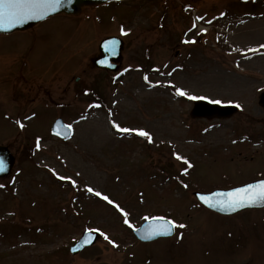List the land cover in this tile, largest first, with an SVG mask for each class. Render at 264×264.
Wrapping results in <instances>:
<instances>
[{"label": "rangeland", "instance_id": "rangeland-1", "mask_svg": "<svg viewBox=\"0 0 264 264\" xmlns=\"http://www.w3.org/2000/svg\"><path fill=\"white\" fill-rule=\"evenodd\" d=\"M108 36L124 43L116 73L93 62ZM260 45L264 0H120L0 35V145L16 159L0 179V264H264V209L220 217L193 195L264 178ZM170 84L241 107L195 118L193 100ZM56 117L72 126L69 139L50 134ZM110 121L148 131L153 143ZM174 152L192 164L187 175ZM88 186L135 228L145 216L187 227L142 243ZM88 229L118 247L97 232L70 253Z\"/></svg>", "mask_w": 264, "mask_h": 264}, {"label": "snow or ice", "instance_id": "snow-or-ice-1", "mask_svg": "<svg viewBox=\"0 0 264 264\" xmlns=\"http://www.w3.org/2000/svg\"><path fill=\"white\" fill-rule=\"evenodd\" d=\"M70 2V0H69ZM63 0H0V30L8 31L13 27H16L19 24L26 23L28 20H42L46 18V16L50 12H55L59 9ZM197 19H202L198 17ZM211 23V21H209ZM193 28H196V25L193 24ZM122 34H127L124 32L123 28L121 29ZM185 43H196L194 39L185 40ZM118 42L115 40L105 42V50L107 51L109 47H111V51L115 52V47ZM260 48H264V45H260ZM248 51L255 52L258 49H249ZM100 63H105V61H101ZM127 71V69H126ZM154 71L159 72V69H154ZM171 75V72L168 73ZM145 81L148 82V77H144ZM155 86H163V85H152ZM168 87H172L175 89V95L186 97L189 100L196 99H207L203 96H193L190 95L185 90L176 87V85H167ZM210 103L221 104V100H210ZM237 108L241 107L239 104L235 105ZM93 107H101V105L96 104ZM111 115V114H110ZM112 127L121 134H132L145 138L149 143H153L152 135L144 130V129H130L127 127H122L119 123L115 121H110ZM21 127L24 125L21 124ZM59 127H63L65 129L70 130L71 125H59ZM57 135H60L57 132ZM64 138H67V132H65ZM36 147L39 149L40 141L37 140ZM173 156L177 161L182 162L184 165H187V168L183 170L181 175L188 174V168L192 167V164L188 161L186 157L181 156L178 153H173ZM6 170L5 161L0 159V172ZM52 171L53 176H55L59 180H68L74 188L77 187V182L75 179L71 177H65L59 175L54 169H50ZM77 176L80 175L79 172L76 173ZM5 187L4 185H0V188ZM184 188H188V184H183ZM85 191L95 197L100 198L105 201L108 205H111L116 209L123 217V223L127 225L129 228L133 229L135 232H139V229L135 228V226L129 220V212L126 211L120 204L116 203L112 200L108 195L102 193L101 191L96 190L95 188L88 186L85 188ZM198 199L205 204L207 207L212 209H218L220 211H230L235 212L239 209L245 207L255 206L259 203H264V180H261L259 183L248 184L245 187H238L230 192H213L209 195H199ZM145 221H150L149 227L145 229V234L141 236L143 240H153L156 237H170L174 234L177 228L184 229L187 226L182 223H177L173 219H169L165 216H155L148 217L145 216L143 218ZM93 232H98L101 236H103L104 240H106L113 247H118V245L109 238V236L103 233L100 229H88L86 231V239L84 242L91 243L90 237ZM182 238V237H181ZM76 248H73V251H76Z\"/></svg>", "mask_w": 264, "mask_h": 264}, {"label": "water", "instance_id": "water-1", "mask_svg": "<svg viewBox=\"0 0 264 264\" xmlns=\"http://www.w3.org/2000/svg\"><path fill=\"white\" fill-rule=\"evenodd\" d=\"M109 1H112V0H70V2H69V0H63V3L59 7V9L57 11H55V12H50L46 17L51 16V15H55V14H60V13L78 15L81 12V10H82V8L84 6H96V5L103 4V3H106V2H109ZM40 21L41 20H28L26 23L19 24L16 27H13V28H11L8 31L0 30V33H10V32L16 31V30H26V29L34 26L35 24H37ZM112 40L117 41L116 38H108V39L104 40V42H102L101 46L104 45L105 42L112 41ZM117 56H118V52H117V55L115 54L113 57L111 56L109 59H112V60L113 59H117L118 58ZM109 59L105 57L102 60L97 61L96 64L101 66V67H106L107 66L106 64H108ZM101 61H105V63H100ZM259 102H260V104H262L264 106V93L261 94ZM205 105H206L205 102H199V104L197 106H195V109L192 111V115L193 116H207V117H211V115L215 114V112H216V114H218V116H220V115L221 116H228L229 114L224 112V111L230 110V109L233 110V108H230V107L218 108V107H215V106H211V108H210L209 106H205ZM203 106H205V107H203ZM210 109H214V110L209 111ZM0 159H3L5 161V167H6L5 171L0 172V176H5V175H7L9 173L14 159H13L12 156H10L7 148H5V147H0ZM259 182H256V183H259ZM250 184H255V183H250ZM245 186L246 185H244L242 187H245ZM234 189H232V190H234ZM232 190H228V191L217 190V191H213V192H230ZM209 194H211V193H209ZM209 194H201V193H198V192L194 193V195L197 198H198L199 195H209ZM263 205H264V203H260V204H257L255 206H251V207H257V206H263ZM245 208H249V207H245ZM242 209H244V208H242ZM213 210H216V211L222 212V213H233V212H230V211H220L218 209H213ZM239 210H241V209H239ZM149 223H150V221L144 222L141 225V227L139 228V232H135L134 231V233L136 234L137 238H139L142 241H149V240L141 239V236L145 234V229H147L149 227ZM95 238H96V234H92L90 237H87V239L91 240V243H86V242H84L85 239H86V235L84 234L82 239L76 245H74L73 248H76L77 250H79L84 245L92 244L95 241ZM156 238H158V237H156ZM73 248H72V251H73ZM73 252H75V251H73Z\"/></svg>", "mask_w": 264, "mask_h": 264}]
</instances>
